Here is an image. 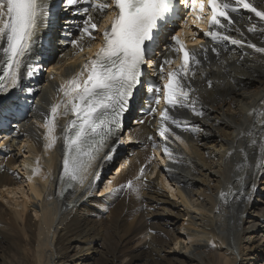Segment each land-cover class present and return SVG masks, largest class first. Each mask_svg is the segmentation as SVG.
<instances>
[{
    "label": "bare ground",
    "instance_id": "bare-ground-1",
    "mask_svg": "<svg viewBox=\"0 0 264 264\" xmlns=\"http://www.w3.org/2000/svg\"><path fill=\"white\" fill-rule=\"evenodd\" d=\"M252 24L261 26L256 18L250 22L248 18L240 29L264 47V36L246 32ZM53 29L52 38L58 40V28ZM45 30L41 29L39 42L25 58L20 87L0 94V109L20 113L25 105L31 112L10 138L0 132V158L2 152L7 157L6 164H0V264H264V154L257 144L246 148L247 160L239 151L229 155L233 149L245 148L238 132L249 130L264 109V54L242 48L216 59L208 53L193 82L204 116L175 112L201 131L173 126L187 148L171 144L174 160L168 170L166 157L161 163L154 152L157 159L148 160L153 155L148 137L161 144L157 125L129 122L125 131L132 137L120 144L121 148L130 144L129 154L117 156L116 172L98 173L87 191L77 187L74 193L68 190L61 195L62 144L58 141L54 148L45 149L43 123L58 98L59 84L79 71L70 74L84 58L55 61L52 57L33 76L38 77L34 87L27 86L29 80L33 82L26 74L28 66L40 64L38 46ZM13 121L17 119L12 117ZM37 157L41 172L34 175ZM239 163L245 165L243 172L237 168ZM141 167L146 180L139 179ZM130 179L134 188L119 190ZM172 179L184 190L177 189ZM110 180L111 187L118 189L111 195L104 192ZM94 183L103 186L102 197L95 195ZM147 234L151 237L146 241Z\"/></svg>",
    "mask_w": 264,
    "mask_h": 264
},
{
    "label": "snow or ice",
    "instance_id": "snow-or-ice-1",
    "mask_svg": "<svg viewBox=\"0 0 264 264\" xmlns=\"http://www.w3.org/2000/svg\"><path fill=\"white\" fill-rule=\"evenodd\" d=\"M63 7L73 17H80L65 21L78 35L66 31L64 46L73 47L76 56L85 53L86 49L87 53L79 71L59 84L58 98L51 104L43 123L45 149L54 148L58 141L62 144L61 195L67 190L74 193L77 187L85 191L91 188L92 181L98 179V162L110 160L122 143L123 118L135 91L145 84V68H155L154 74L159 80L158 84L145 88L151 94L145 115L152 116L153 120L159 118L157 134L164 142L157 144L154 137H148L153 148V155L148 160H156L154 151L161 147L164 156L172 161L174 153L169 147L170 138L187 148L184 139L173 131V126L185 132L201 131L198 125L178 118L175 112L187 110L196 117L204 116L193 82L199 68L208 61V53L211 51L219 57L221 47L228 42L264 54V47L247 40L245 32L237 27L238 19H234V15L238 17L246 10L252 14L249 22L256 18L261 25L258 28L252 24L246 32L264 36V0H260L259 5L255 0H63ZM181 9L191 14L192 25L210 39L211 46L197 41L198 47L190 48L184 39L187 33L177 32L171 35L163 54L157 57V63L151 57L155 55L158 38ZM50 14V0H0V65L3 66L0 94L7 95L20 87L25 58L39 42L37 37L41 29L48 26ZM204 24L207 27H203ZM230 31L238 32L241 38L229 35ZM195 36L192 33L194 40ZM41 70L39 64L29 65L26 74L33 77ZM207 84L212 87L211 80ZM24 91L32 93L31 88ZM162 100L164 107L160 109ZM261 104L264 105V100ZM61 120L64 121L62 124ZM237 139H245V148L233 149L229 155L239 151L247 160L246 148L257 144L261 145L260 151L264 154V109L259 111L257 122L249 130L238 132ZM36 159L34 175L41 172L39 157ZM237 168L243 172L245 165L239 163ZM139 179L146 180L145 167L139 169ZM111 184L110 180L104 186V192L109 195L118 191ZM125 188L133 189V180H128L119 190ZM135 190L139 193L138 188ZM220 195L227 194L221 192Z\"/></svg>",
    "mask_w": 264,
    "mask_h": 264
},
{
    "label": "rangeland",
    "instance_id": "rangeland-1",
    "mask_svg": "<svg viewBox=\"0 0 264 264\" xmlns=\"http://www.w3.org/2000/svg\"><path fill=\"white\" fill-rule=\"evenodd\" d=\"M46 73V72H45ZM31 81L29 80V82H27V86L29 85V83H30ZM184 120V119H183ZM189 121V120H188ZM12 136V135H11ZM10 136V137H11ZM9 137V138H10ZM127 141H122V143H126ZM130 146V145H129ZM127 148H128V145L126 146ZM128 152V149H126V152H123L124 153V156L123 157H125V155H127V154H129V153H127ZM6 159H7V157L4 159V157H2V158H0V164L1 165H5L6 164ZM118 164H113V166L111 167V168H109L107 171H106V173L109 175L111 172H116V170H117V168H118ZM102 173V172H101ZM98 185H99V183H98ZM97 184L95 185V183H94V187L95 188H93V191H96V194L95 195H99L98 197H102V194H101V189H102V187L100 188L99 186H98ZM257 198L258 197H254L253 198V201H255L257 204H263V201H262V199H260V200H257ZM169 217H173V215L171 214H169ZM185 220H188V218H186ZM151 237V235L150 234H147V237L146 238H144V240H149V238ZM98 241H99V239H98ZM94 245H93V247H92V250H91V252L92 253H94V249H95V243H93ZM89 255V254H88ZM96 255H98V254H96ZM86 256V255H85ZM124 259H126V258H124ZM74 260H75V262H76V260H78V256L77 257H75L74 258ZM128 260V259H127Z\"/></svg>",
    "mask_w": 264,
    "mask_h": 264
}]
</instances>
